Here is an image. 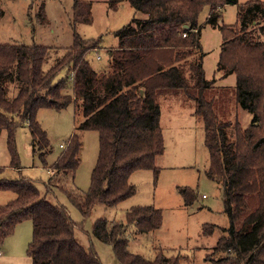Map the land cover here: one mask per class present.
<instances>
[{"label":"trees","instance_id":"trees-1","mask_svg":"<svg viewBox=\"0 0 264 264\" xmlns=\"http://www.w3.org/2000/svg\"><path fill=\"white\" fill-rule=\"evenodd\" d=\"M111 9L129 4L142 17H134L114 32L117 47L107 49L110 65L93 68L89 55L102 48L103 38H84L79 24L93 22V4L74 0L73 45L49 68L47 47L0 44V136L6 133L11 168L22 171L17 150L18 128L27 125L34 154L54 176H75L82 159L83 134L99 135V156L88 191L60 188L87 218L99 204L115 207L136 194L130 181L141 170L158 177V159L165 153L161 99L183 94L195 103L194 114L204 123V144L209 153V180L221 185L230 226L207 256L211 264H264V1L248 0L240 6L235 24L220 23L223 10L239 0H106ZM209 8L207 24L217 25L223 42L218 67L236 77V102L253 116L245 130L239 122L223 121L218 101L209 96L201 51L200 15ZM4 16L0 1V21ZM40 18L46 22L45 7ZM186 34V36H184ZM189 65V66H188ZM10 87L13 97H9ZM79 101L84 120L53 163L46 130L38 120L43 109L61 111ZM235 127L234 135L228 131ZM4 169L0 167V176ZM0 192L15 198L0 205V246L16 227L33 223L28 255L32 264H103L97 252L85 249L75 237L76 223L66 207L49 202L36 183L22 175L0 179ZM186 207L198 201L191 187H180ZM163 211L154 205L131 208L123 221L98 220L93 235L113 248L121 264H180L179 257L156 252L153 259L130 250L134 228L148 234L161 229ZM215 225L204 224L210 236ZM219 256L218 258H216Z\"/></svg>","mask_w":264,"mask_h":264},{"label":"rangeland","instance_id":"rangeland-1","mask_svg":"<svg viewBox=\"0 0 264 264\" xmlns=\"http://www.w3.org/2000/svg\"><path fill=\"white\" fill-rule=\"evenodd\" d=\"M4 16L0 21V44H20L47 47L49 68L73 45V6L74 0H0ZM93 4V22L90 25L79 24L77 31L84 38H103L102 48L91 53L89 60L93 68L103 71L110 65L108 50L117 47L119 40L114 32L127 25L134 17H142L129 4L111 9L106 0H88ZM248 0H239V5L224 8L220 23L235 24L240 6ZM264 1V0H262ZM45 7L46 22L41 20L40 12ZM209 8L200 15L202 50H194L188 62L198 59L203 52L204 70L207 80L214 81L209 96L218 101L217 111L223 121L239 122L242 129L250 126L253 116L236 102V77L226 75L219 70L218 60L223 37L217 25L207 24ZM189 66V65H188ZM10 87L9 97L14 95ZM195 103L185 95L178 94L161 99V124L165 138V153L158 159L160 173L156 177L151 170L135 172L131 182L137 192L115 207L99 204L89 217L83 218L79 210L68 200L60 188L78 189L86 192L91 185V176L99 156V135L89 131L83 134L81 151L82 162L75 176H54L42 166L38 154H34L32 136L27 125L18 128L16 134L17 150L22 171L11 168L6 145V133L0 136V167L4 169L0 179H18L20 175L32 179L42 195L55 204L67 208L72 219L81 224L75 229V237L85 249L97 252L103 264H121L115 257L113 248L93 235L98 220L123 221L126 213L136 206L154 205L163 211L161 229L148 233H134L130 241V250L147 259H153L156 252L163 251L167 257H179L180 264H211L207 256L212 254L223 229L230 226L224 212L221 185L208 179L209 153L204 144V123L194 114ZM38 120L47 131L50 140V152L46 159L51 164L63 151L61 145H67L77 126L84 120L81 103L75 101L61 111L43 109ZM235 127L228 131L234 135ZM180 187L194 188L198 201L186 207L179 192ZM15 198L11 192H0V205ZM204 224L215 225L210 236L203 234ZM33 236V223L25 221L19 224L15 232L0 246V264H32L28 255L29 244ZM217 256L216 258H218Z\"/></svg>","mask_w":264,"mask_h":264},{"label":"built area","instance_id":"built-area-1","mask_svg":"<svg viewBox=\"0 0 264 264\" xmlns=\"http://www.w3.org/2000/svg\"><path fill=\"white\" fill-rule=\"evenodd\" d=\"M184 36H186V34H184Z\"/></svg>","mask_w":264,"mask_h":264}]
</instances>
